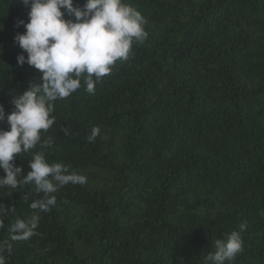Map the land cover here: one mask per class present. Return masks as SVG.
Returning a JSON list of instances; mask_svg holds the SVG:
<instances>
[{
    "label": "trees",
    "instance_id": "1",
    "mask_svg": "<svg viewBox=\"0 0 264 264\" xmlns=\"http://www.w3.org/2000/svg\"><path fill=\"white\" fill-rule=\"evenodd\" d=\"M122 2L144 16L147 38L133 41L94 92L81 77L53 101L54 124L41 132L52 146L14 160L27 175L43 151L86 183L51 193L56 205L26 241L9 230L44 194L33 184L0 188L6 264H205L215 240L241 222L243 251L225 264H264V0ZM73 3L83 9L86 0ZM29 11L22 0H0L3 130L14 98L41 83L38 69L17 62L27 56L14 39L26 31L17 21ZM94 126L100 134L89 142Z\"/></svg>",
    "mask_w": 264,
    "mask_h": 264
},
{
    "label": "clouds",
    "instance_id": "2",
    "mask_svg": "<svg viewBox=\"0 0 264 264\" xmlns=\"http://www.w3.org/2000/svg\"><path fill=\"white\" fill-rule=\"evenodd\" d=\"M30 6L28 21L18 20L26 31L18 33L15 40L26 51L17 55V62L34 66L41 73L40 84L33 85L22 95L14 98V110L7 115L9 130L0 129V188L16 189L20 185L33 184L37 194L43 197L31 202L33 211L28 218H17L11 225L13 241H26L36 235L41 212L51 211L56 205L55 195L61 187L85 184L86 177L70 171V165L61 162L49 163L44 152L35 153L29 162L30 171L14 163L17 154L28 152L41 143L43 148L53 144L52 137L41 141V132H47L54 124L53 101L68 97L81 86L83 77L86 90L95 91V84L111 71L117 60H127L133 41L142 42L148 36L144 16L122 0H86L83 9L74 6L73 0H22ZM64 10V11H62ZM65 12L74 14L75 20L65 19ZM95 77V79L93 78ZM5 119V110L0 105V120ZM65 134L68 129H64ZM100 134L94 126L89 142ZM22 175V179H18ZM29 199L28 195L24 200ZM7 209L0 206V228ZM241 222L239 231L225 234L215 240V252L205 257V264H225L233 261L243 251L241 233L246 230ZM5 243L0 242V264H6L3 255ZM11 250V245H8Z\"/></svg>",
    "mask_w": 264,
    "mask_h": 264
}]
</instances>
